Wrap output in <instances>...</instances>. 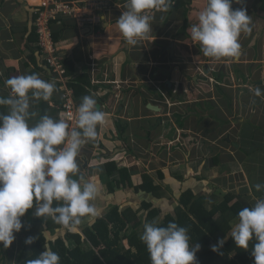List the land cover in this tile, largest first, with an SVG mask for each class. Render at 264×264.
<instances>
[{"label": "crops", "instance_id": "1", "mask_svg": "<svg viewBox=\"0 0 264 264\" xmlns=\"http://www.w3.org/2000/svg\"><path fill=\"white\" fill-rule=\"evenodd\" d=\"M40 1L0 0V97L12 95L5 83L8 78L38 74L58 86V92L43 100L46 107L29 93L28 123L34 125L43 115L63 119L60 87H68L80 74L91 77L93 88L82 97L93 96L105 120L97 126L94 143L87 140L80 147L76 174L81 182H96L98 194L91 203L97 215L81 218L73 233H81L113 207L138 211L132 225L147 214L144 204L161 220L173 213L186 190L204 197L215 194L218 200L220 192H233L250 206L264 196V188H255L264 185V0L232 4L251 17L250 31L239 38L242 54L235 60L209 58L191 39V26L198 23L206 0H191L186 10L150 11L152 31L135 45L127 43L117 25L128 0H104L107 6L101 11L79 10L91 21L52 22L63 77L50 72L36 48L33 19ZM55 1L81 5L84 0ZM81 101H75L77 107ZM147 104L160 111L149 110ZM73 128L76 124L69 125V131ZM108 163L126 169L132 187L111 182L105 172ZM143 175L157 186L154 195L135 191ZM31 221L32 234H14L13 243L20 249L40 231L48 241L67 231L61 224L47 231L36 207ZM18 250H13L15 259L4 264H16Z\"/></svg>", "mask_w": 264, "mask_h": 264}, {"label": "clouds", "instance_id": "2", "mask_svg": "<svg viewBox=\"0 0 264 264\" xmlns=\"http://www.w3.org/2000/svg\"><path fill=\"white\" fill-rule=\"evenodd\" d=\"M173 0H128L127 10L117 19L118 28L128 44L152 31L149 12L168 11ZM242 0H206L199 13L198 23L191 26V39L201 45L209 58L238 59L242 54L239 41L242 32L250 31L251 17L245 8L233 9ZM12 95L0 97V106L8 108L0 113V244L10 246L15 233L24 227L21 217L39 202L36 216L50 217L69 231L83 217L97 215L91 203L98 194L94 180L81 182L73 178L78 172L76 157L80 147L97 135L96 129L105 120V113L97 107L91 95L82 97L78 106L76 128L69 131L63 119L43 115L34 125L28 123L30 96L48 100L55 90L52 82L38 74L20 75L5 81ZM259 94V89L257 90ZM257 191L264 185L257 184ZM54 202H59L53 206ZM237 222L229 237L236 247L248 250L254 241L251 255L254 264H264V196L250 207L237 213ZM151 264H197L199 244H190L188 230L169 222L167 226L145 223L141 235ZM28 237L25 244H32ZM222 238L212 251H219ZM27 264H60V256L47 244L43 251Z\"/></svg>", "mask_w": 264, "mask_h": 264}, {"label": "trees", "instance_id": "3", "mask_svg": "<svg viewBox=\"0 0 264 264\" xmlns=\"http://www.w3.org/2000/svg\"><path fill=\"white\" fill-rule=\"evenodd\" d=\"M190 2L191 0H177L167 12L182 8L186 10ZM33 33L35 44H37V35L35 31ZM68 87L73 89L74 98L77 101L82 100V96L89 91L87 89L93 88L91 77L87 74H80L69 81ZM56 91L58 92V86H55L54 92ZM42 106L46 107L43 99L40 104V107ZM5 108V106H0V113H4ZM88 141L89 145L94 143V139H88ZM105 172L111 179L110 181L117 186L132 187L131 175L127 174L126 169H117L115 163H108ZM158 173L161 174L160 171ZM73 178L78 179L77 174ZM142 179V184L135 191L141 190L146 194L154 195L158 189L157 186L153 185L148 175H143ZM220 193L222 198L218 200L215 194L204 197L194 195L190 190L183 191L173 213L165 215L161 220L158 219V212L155 209L149 210L150 205L144 204L147 214L143 222H138V224H131L137 219L138 211L113 207L105 215L98 217L92 224L82 229L81 233H73L67 229L63 236L48 241L44 232L40 231L35 234L36 237L32 244H24V247L18 250L16 264H27L28 260L36 258L43 251L45 244L59 254L60 264H151L146 245L141 240L144 227L139 232V226L145 223L167 226L169 222L185 227L188 230L190 244L200 245L199 251L196 252L197 264H254L251 255L254 241L249 243L248 250H244L236 247L229 237L232 226L237 222L238 211L250 205L233 192ZM38 203L34 201L33 207L21 217L24 225L21 230L28 234H32L34 229L31 217ZM58 203L54 202L53 206H57ZM38 221L45 226L47 231L60 227V224L50 217L39 216ZM222 238L225 239V243L219 251L213 252L212 246L217 245ZM8 260L11 261V259ZM0 263L2 264L3 261Z\"/></svg>", "mask_w": 264, "mask_h": 264}, {"label": "built area", "instance_id": "4", "mask_svg": "<svg viewBox=\"0 0 264 264\" xmlns=\"http://www.w3.org/2000/svg\"><path fill=\"white\" fill-rule=\"evenodd\" d=\"M34 11L33 27L37 35V48L44 57V62L50 72L59 77H63L65 70L56 55V48L52 37L51 24L57 20L74 18L79 23L91 21L90 17L80 16L79 10L89 9L101 11L107 6L104 0H84L81 5L66 1L41 0ZM62 107L61 114L63 120L69 125L76 124L78 107L76 106L73 89L62 85Z\"/></svg>", "mask_w": 264, "mask_h": 264}, {"label": "rangeland", "instance_id": "5", "mask_svg": "<svg viewBox=\"0 0 264 264\" xmlns=\"http://www.w3.org/2000/svg\"><path fill=\"white\" fill-rule=\"evenodd\" d=\"M223 123V122H222ZM79 225V224H78ZM140 232L142 231V227L139 228ZM142 234V233H141ZM15 244V249L12 247V245ZM12 245L8 246L7 248H5L2 244H0V261H3V263H5V261H9L8 259H15V252L13 250H15L17 252L18 249H20V245L13 243ZM12 251V253H11Z\"/></svg>", "mask_w": 264, "mask_h": 264}, {"label": "water", "instance_id": "6", "mask_svg": "<svg viewBox=\"0 0 264 264\" xmlns=\"http://www.w3.org/2000/svg\"><path fill=\"white\" fill-rule=\"evenodd\" d=\"M172 53V51H171ZM98 107V106H97ZM146 107L151 110V111H154V112H159L160 111V108H158L157 106H154V105H151V104H147Z\"/></svg>", "mask_w": 264, "mask_h": 264}]
</instances>
